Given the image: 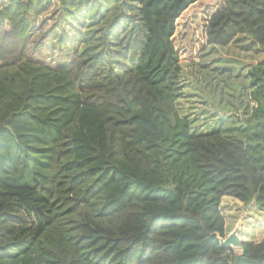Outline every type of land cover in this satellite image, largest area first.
<instances>
[{"label": "trees", "instance_id": "trees-1", "mask_svg": "<svg viewBox=\"0 0 264 264\" xmlns=\"http://www.w3.org/2000/svg\"><path fill=\"white\" fill-rule=\"evenodd\" d=\"M199 0H10L0 6V264H264L240 253L222 201L264 215V60L245 117L197 132L184 98L178 21ZM58 5L75 60L33 56ZM207 46L264 50V0H221Z\"/></svg>", "mask_w": 264, "mask_h": 264}, {"label": "rangeland", "instance_id": "rangeland-1", "mask_svg": "<svg viewBox=\"0 0 264 264\" xmlns=\"http://www.w3.org/2000/svg\"><path fill=\"white\" fill-rule=\"evenodd\" d=\"M10 0H0V6ZM221 0H199L178 21L175 38L182 55L184 98L179 108L192 122V129L208 132L233 116L245 117L251 107L246 74L264 60V50L246 37H238L231 45L207 46L203 34L205 19L219 8ZM78 21H64L58 5L37 19L32 39L33 56L47 63L67 64L75 60L76 45L69 43L60 49L56 36H77L83 33ZM222 214L226 220L227 237L234 231L244 242L257 243L264 239V215L255 205L246 206L240 201L225 197ZM226 237V238H227ZM237 253L241 251L235 249Z\"/></svg>", "mask_w": 264, "mask_h": 264}, {"label": "water", "instance_id": "water-1", "mask_svg": "<svg viewBox=\"0 0 264 264\" xmlns=\"http://www.w3.org/2000/svg\"><path fill=\"white\" fill-rule=\"evenodd\" d=\"M220 243L222 247L228 250H235V249L240 250L242 245L244 244V241H242L241 238L238 236V231L236 230L227 238L221 239Z\"/></svg>", "mask_w": 264, "mask_h": 264}]
</instances>
